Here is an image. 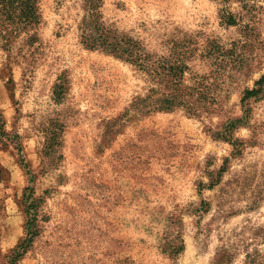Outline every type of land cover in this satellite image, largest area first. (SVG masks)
<instances>
[{"label":"rangeland","instance_id":"obj_1","mask_svg":"<svg viewBox=\"0 0 264 264\" xmlns=\"http://www.w3.org/2000/svg\"><path fill=\"white\" fill-rule=\"evenodd\" d=\"M33 42H0V264H227L264 259V0H101L102 19L158 55H184L212 112L122 116L148 87L84 47L82 0H38ZM222 169V170H221ZM176 254H170V251ZM264 264V263H262Z\"/></svg>","mask_w":264,"mask_h":264},{"label":"trees","instance_id":"obj_2","mask_svg":"<svg viewBox=\"0 0 264 264\" xmlns=\"http://www.w3.org/2000/svg\"><path fill=\"white\" fill-rule=\"evenodd\" d=\"M101 0H82L83 14L77 23L79 42L88 49L100 50L125 63L141 73L148 87L143 94L134 97L122 116L136 118L157 111H171L182 108L189 115L200 117L212 112L210 103L214 93L202 75L191 76V84L186 83L185 73L190 71L185 56L177 54L174 47L169 48L167 56L149 51L138 39L118 31L112 24L102 19ZM41 17L38 0H0V42L10 44L21 34L33 42L40 25ZM264 74L241 97L244 117L247 116L248 103L263 93ZM222 170V169H221ZM28 218L26 235L13 248L8 264H17L18 258L26 252L37 234L35 199L33 195L23 194ZM176 254L171 250L170 254ZM228 256L215 253L211 264H227ZM264 259L258 253H246L243 264H262Z\"/></svg>","mask_w":264,"mask_h":264}]
</instances>
